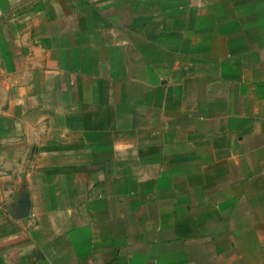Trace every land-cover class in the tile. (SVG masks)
<instances>
[{
	"label": "crops",
	"instance_id": "obj_1",
	"mask_svg": "<svg viewBox=\"0 0 264 264\" xmlns=\"http://www.w3.org/2000/svg\"><path fill=\"white\" fill-rule=\"evenodd\" d=\"M0 264H264V0H0Z\"/></svg>",
	"mask_w": 264,
	"mask_h": 264
}]
</instances>
